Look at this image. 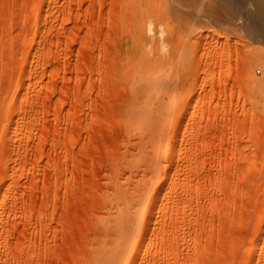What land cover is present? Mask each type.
Segmentation results:
<instances>
[{
    "label": "rangeland",
    "instance_id": "rangeland-1",
    "mask_svg": "<svg viewBox=\"0 0 264 264\" xmlns=\"http://www.w3.org/2000/svg\"><path fill=\"white\" fill-rule=\"evenodd\" d=\"M263 2L0 0V264H264Z\"/></svg>",
    "mask_w": 264,
    "mask_h": 264
},
{
    "label": "bare ground",
    "instance_id": "bare-ground-1",
    "mask_svg": "<svg viewBox=\"0 0 264 264\" xmlns=\"http://www.w3.org/2000/svg\"><path fill=\"white\" fill-rule=\"evenodd\" d=\"M243 1H244V0H243ZM256 1H257V0H256ZM262 1H263V0H262ZM256 3L258 4V2H256ZM263 3H264V2H263ZM243 4H244V3H243ZM257 4H256V5H257ZM260 4H262V3H260ZM258 6H259V5H258ZM257 8H259V7H257ZM259 9H260V8H259ZM261 9H263V8L261 7ZM261 9H260V10H261ZM257 24H258V23H257Z\"/></svg>",
    "mask_w": 264,
    "mask_h": 264
}]
</instances>
